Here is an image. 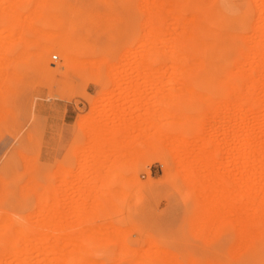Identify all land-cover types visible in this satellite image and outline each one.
<instances>
[{
  "label": "rangeland",
  "instance_id": "374dc122",
  "mask_svg": "<svg viewBox=\"0 0 264 264\" xmlns=\"http://www.w3.org/2000/svg\"><path fill=\"white\" fill-rule=\"evenodd\" d=\"M21 1L28 6L32 0ZM146 1L66 2L81 17L63 25L15 28L11 19L0 18V30L21 40L12 39L9 63L0 64V232L6 233L0 239L10 238L20 256L26 252L18 257L1 241L0 264L16 258L15 264H264V224L253 225L257 236L243 249L233 223L229 106L233 85L264 87V55L257 65L252 60L256 40L264 51V35L261 41L257 34L264 0H183L184 11L189 8L184 13L182 0L172 1H178L179 10L170 0H157L170 6L162 12L155 11L154 0L145 8ZM170 8L181 11L183 20L190 15L193 25L200 22L193 42L192 31L185 35L190 45L195 42L191 49L181 38L191 24H177L178 32L172 33ZM35 27L53 36L69 32L74 40L90 37L103 51L93 60L102 63L70 65V43L62 41L37 58ZM169 31L183 53L177 46L171 49L176 42ZM174 55L177 60L171 62ZM114 66L118 70L112 73ZM173 66L195 73L173 77ZM263 91L255 94L264 98ZM133 121L147 123L139 129ZM151 123L162 138L150 134ZM177 127L182 129L178 136ZM143 130L149 131L146 136ZM175 136L192 148L184 154ZM168 141L172 148L178 144V155ZM96 172L101 174L93 177Z\"/></svg>",
  "mask_w": 264,
  "mask_h": 264
},
{
  "label": "bare ground",
  "instance_id": "6f19581e",
  "mask_svg": "<svg viewBox=\"0 0 264 264\" xmlns=\"http://www.w3.org/2000/svg\"><path fill=\"white\" fill-rule=\"evenodd\" d=\"M6 1V2H5ZM72 1H76V2H79L80 0H32V1H30L29 2V5L27 6V5H24L23 3H22V1L20 0H3V1H1L0 2V18L2 19V17H6V19H7V23H9L10 21H12L13 22V24L15 25V28H16V24H17V26H18V24H23V25H25V23H31V24H36V25H38V26H41V27H43V26H45V25H47V24H50V23H56V24H58V25H63L64 23H67V22H70V20H76V19H79L80 17H81V14H80V11L79 10H76V9H74L73 7H72V5H70V4H67L66 2H72ZM157 1V0H156ZM155 0H154V2H152L154 5H155V11H158V10H160L161 12L164 10H166L168 7H170V6H168L167 4V8L165 7V4L164 3H161V2H156ZM173 0H170V4H174V6L173 5H171V7L173 6L174 8L173 9H176V7H177V9L180 7L179 6V3H178V1H175V3H176V5H175V3H173L172 2ZM181 1V0H180ZM184 1H186V0H184ZM188 1H191V0H188ZM151 3V1L149 0V1H146L145 3H144V6H145V8H147L148 6H149V4ZM165 2V1H164ZM167 2V3H168ZM210 2V1H209ZM208 2V3H209ZM219 2H220V0H219ZM254 2V1H253ZM182 3V4H181ZM186 3V2H185ZM257 3V2H256ZM7 5V6H6ZM180 5H182V12L184 13V12H186L187 11V9L189 10V8H185L186 9V11H184V4H183V0H182V2H180ZM246 5H247V2H246ZM256 5V4H255ZM262 5V4H261ZM260 5V6H261ZM264 5V4H263ZM186 6V5H185ZM204 6V5H203ZM164 7L166 8V9H164ZM197 7V6H196ZM264 7V6H263ZM249 8V7H248ZM172 9V10H173ZM206 9V8H205ZM171 10V8H170V14L173 12L174 13V11L175 10H173L172 11ZM179 10V9H178ZM176 11V13H179V12H181V11ZM201 10V9H200ZM250 10V9H249ZM262 11H263V9H261ZM194 11H196V10H194ZM203 11H207V10H203ZM192 12H193V10H192ZM197 12V11H196ZM199 12V11H198ZM223 11H218V17H220V18H222L223 17V13H222ZM160 12H157L155 15L158 17V14H159ZM173 13H172V15H173ZM176 13H174V15L176 14ZM262 13V12H261ZM152 14H154L153 12H152ZM162 14V13H161ZM169 14V13H168ZM194 14H196L195 12H194ZM241 14V13H240ZM263 14V13H262ZM155 15H151L152 17H155ZM174 15H173V22H172V26H173V31L172 30H170V31H172V33H174V31L176 30L177 31V28L175 29L174 27L177 25V24H179V26H180V24L182 23V25H184L185 27L187 26V25H189V23L190 22H188V18L190 19V15H188V18L186 17V19L185 20H183V17L184 16H182L180 13H179V18L178 17H176V18H178V19H176L175 17H174ZM178 15V14H177ZM180 15H181V18L182 19H180ZM231 15H233V14H231ZM150 16V15H149ZM193 17H194V15H192ZM191 16V17H192ZM195 16H197V17H195V18H193V19H195V20H198V15L196 14ZM149 18V17H148ZM191 18V21L193 20ZM8 19H11L10 21L8 20ZM201 19V18H200ZM230 19H235V16H232ZM263 19H264V16H263ZM261 20V19H260ZM194 21V20H193ZM264 21V20H263ZM2 22V21H1ZM195 22V21H194ZM3 23V22H2ZM198 23V21L197 22H195L194 23V25H193V23L191 22L190 24H191V27L190 26H188V27H186V30L184 29V26H182L183 27V29H184V33L183 32H181L182 34H183V36L184 37H181V35L179 36V37H177V39H180V37L181 38H183V41H185V43L186 44H188L189 45V49H191L190 47H192V45L193 44H195V42L194 43H191L192 45H190V41H188L187 40V38H189V37H187L186 38V36H188V35H191V40H192V42L196 39L195 37H196V35H198V34H196L195 35V33L197 32V33H199V30H201V28H200V26L199 25H197V27H196V24ZM200 23V22H199ZM198 23V24H199ZM11 24V23H10ZM31 24H29V25H31ZM170 24V23H169ZM261 25H262V23H260ZM14 25H13V27H14ZM68 25L71 27V30H73V29H75L76 27L73 25V23H68ZM201 25V24H200ZM221 25V24H220ZM257 25V24H256ZM263 25H264V22H263ZM262 25V26H263ZM192 26H193V30H187V28L188 29H191L192 28ZM195 26V27H194ZM207 26V25H206ZM262 26L261 27H259L260 29H258L259 30V33H257L259 36H258V38L260 37L261 39H262V37H263V35H264V28H262ZM19 27V26H18ZM17 27V28H18ZM24 27H26V25L24 26ZM32 27H34V26H32ZM31 27V28H32ZM199 27V29H196L195 30V28H198ZM228 27V26H227ZM2 28V27H1ZM11 28V27H10ZM9 28V29H10ZM14 28V29H15ZM20 28V27H19ZM68 28V27H67ZM205 28H207V27H205ZM258 28V27H257ZM12 29V28H11ZM28 29V28H27ZM35 29V31H36V33H35V31H34V33H35V35L37 36V43H38V47H37V53H36V57L37 58H41L42 56H43V54L44 53H46V52H54L55 51V49H56V47H57V45H58V43L60 42V41H62V42H64V43H70V46H69V49H68V53H67V55H66V60L68 61V63L70 64V65H91L92 67H95L96 65V63L97 64H101L102 63V61L100 62V61H98V62H94V57L96 56V55H100L103 51H102V49L100 48V47H98V46H96V45H94V44H92L91 43V41H90V37H85V38H82V39H80V40H74L73 38H72V36L70 35V33L69 32H65V33H63V34H61V35H59V36H53V35H50V34H48L46 31H44L43 32V30H39V29H41V28H37V30H39V31H37L36 30V27L34 28ZM33 29V30H34ZM172 29V28H171ZM182 29V30H183ZM262 29V30H261ZM33 30H32V32H33ZM196 32H195V31ZM13 31V30H12ZM169 31V33H170V35H173L174 36V34H172L171 32ZM181 31V30H180ZM187 31V32H186ZM188 31H192V34L191 33H188ZM195 33H194V32ZM2 32V33H1ZM7 32V30L5 31V29H4V31L2 30H0V55H2V59H0V64L3 62V63H6V65L9 63V61L7 60V56H8V54H10L9 52H10V44H11V46L15 43V42H13L14 40L17 42V40H19V41H21L20 39H18V38H13V37H11V35H10V33H6ZM46 32V33H45ZM178 32V31H177ZM186 32V33H185ZM202 32V31H201ZM204 32V31H203ZM20 33V32H19ZM59 33V32H58ZM188 33V35H186ZM254 33V32H253ZM53 34V33H52ZM175 34H176V32H175ZM194 34V35H193ZM201 34V33H200ZM205 34V33H204ZM203 34V35H204ZM210 34V33H209ZM22 35V34H21ZM186 35V36H185ZM193 35V36H192ZM212 35H213V33H212ZM173 36L171 37H169V38H172L170 41L172 42V40H173V42L175 41H177V40H175L176 39V36H174V38H173ZM208 36V35H207ZM194 39H193V38ZM210 37H212L211 35H210ZM184 38H186V39H184ZM189 38V39H190ZM205 38H207V37H205ZM254 38V37H253ZM259 38V39H260ZM12 39H14V40H12ZM34 39H36V38H34ZM31 40V39H30ZM29 40V41H30ZM34 41V40H33ZM170 41H168V42H170ZM179 42L177 43L176 42V44H174L173 46H172V44H171V49H174V48H176V46H177V44H179L180 43V40H178ZM182 41V40H181ZM182 41V42H183ZM255 41V40H254ZM257 41V44H256V48H255V46H254V44H253V46H254V48H253V46H251L253 49L252 50H254V52L255 53H253L255 56H257V57H254L253 56V54L252 55H250V56H253L252 57V60L254 61V60H256L257 62H256V65L258 64V62H259V59H260V57H261V59H262V55H264V51H263V47L261 46V44H262V42L261 41H263V39L260 41L261 42V44H258V42H259V40H256ZM36 42V40L34 41V43ZM170 42V43H171ZM248 42V41H247ZM13 43V44H12ZM255 43V42H254ZM36 44V43H35ZM169 44V43H168ZM185 44V45H186ZM183 45H184V43H183ZM182 45V46H183ZM187 45V46H188ZM263 45V44H262ZM175 46V47H174ZM180 46H181V44H180ZM194 46V45H193ZM200 46V45H199ZM198 46V47H199ZM204 44H203V46L201 47L202 48V52L204 51ZM208 46V45H207ZM178 47V46H177ZM186 47V46H185ZM206 47V46H205ZM210 47V46H209ZM179 48V47H178ZM181 48V49H180ZM179 48V50H181V52L183 53V51H182V49L184 48V46H183V48L182 47H180ZM188 48V47H187ZM207 48V47H206ZM186 49V48H185ZM176 50V49H175ZM175 50H173V51H175ZM178 50V49H177ZM195 50H196V48H195ZM221 50V49H220ZM250 50V49H249ZM168 51H170V50H168ZM167 51V52H168ZM185 51V50H184ZM206 51V50H205ZM251 51V50H250ZM176 52V51H175ZM197 52V51H196ZM262 52V53H261ZM174 54V52H172V50H171V53L170 54ZM179 53V52H178ZM250 53V52H249ZM60 54V53H59ZM251 54V53H250ZM156 55V54H155ZM180 55V54H179ZM182 55H184V54H182ZM211 55H213V57H215L216 55H214L213 53L211 54ZM170 56V55H169ZM243 56V55H242ZM249 56V57H250ZM260 56V57H259ZM24 57V56H23ZM63 57V56H62ZM172 57V56H171ZM177 57V56H176ZM176 57H175V55L172 57L173 58V60L170 58V60H172L171 62H173L174 60L176 61L177 59H176ZM249 57H247V58H249ZM1 58V57H0ZM20 58V57H19ZM55 59H57V57H54ZM85 58H88L89 60H85ZM14 58H12V60H13ZM179 60H180V62L179 61H177L176 63H178L179 62V64L181 63V57H179L178 58ZM15 60V59H14ZM13 60V61H14ZM16 61V60H15ZM123 61V60H122ZM186 61V60H185ZM261 61V60H260ZM20 62V61H19ZM24 62V61H23ZM156 62V61H155ZM248 62H251V60H249L248 59ZM255 62V61H254ZM244 63V62H243ZM260 63V62H259ZM262 63V62H261ZM120 64H122V63H120ZM198 64H200V63H198ZM5 65V66H6ZM183 65V64H182ZM196 65V64H195ZM194 65V66H195ZM201 65V64H200ZM247 65V64H246ZM251 64H249V66H250ZM261 64H259V66H260ZM171 66H172V64H171ZM175 66V65H174ZM172 67L171 68V75L173 76V77H175V75L176 76H185V75H193L194 73H195V71L191 68V69H187L186 67H184V66H176V68L175 67ZM6 67H8V66H6ZM85 67V66H84ZM98 67V66H97ZM100 67V66H99ZM110 67V66H109ZM258 67V66H257ZM256 67V68H257ZM200 69V66H198L197 67V69ZM123 69H124V67H123ZM237 69V68H236ZM247 69H249V68H247ZM255 69V68H254ZM259 69V68H258ZM257 69V70H258ZM261 69V68H260ZM109 70V69H108ZM117 70H118V66L116 67V66H114L113 68H111L110 69V72H117ZM238 71V70H237ZM243 71V70H242ZM241 71V72H242ZM247 71V70H246ZM260 71V70H259ZM156 73H157V71H155ZM239 73H240V71H238ZM238 72H236V73H238ZM257 72V71H256ZM231 73H232V71H231ZM239 73H238V75H239ZM243 73H245V72H243ZM231 75H233V74H231ZM115 76V75H114ZM187 76H185V77H187ZM234 76V75H233ZM245 76V75H244ZM252 77V76H251ZM189 78V77H188ZM188 78H186V79H188ZM248 78V77H247ZM113 81H117V80H119V78H116V77H113ZM178 79V78H177ZM175 80V81H173V83H175L176 84V81H179V80ZM182 79H184V78H182ZM256 79V78H255ZM258 80H259V77L257 78ZM189 80V79H188ZM252 80V79H251ZM183 81V80H182ZM190 81V80H189ZM226 81V80H225ZM260 81V80H259ZM181 82V81H180ZM199 82V81H198ZM212 82V81H211ZM223 82V81H222ZM255 82V81H254ZM254 82H253V84H254ZM115 83V82H114ZM228 83V82H227ZM256 83V82H255ZM244 84H246V83H244ZM189 85V84H188ZM232 84H230V85H228V86H231ZM251 85V84H250ZM262 85H264V84H262ZM201 86V85H200ZM243 86V85H242ZM246 85H244V89L243 88H240L239 86H237V85H233L231 88H232V100L230 101V104L231 105H229V106H232L233 107V109H232V112H231V115H230V118H232V130H233V140H232V144L235 146V149H234V154H233V164H234V166H235V171H234V176H233V199H234V221H233V223H234V225L238 228V231H239V234H240V236H241V241H239V242H241L240 244H241V246H242V248L244 249V246H247V245H249L250 243H251V241H253V239L257 236L256 234V230L254 231V229H253V225L255 224V223H261V224H264V187L262 188V186L261 187H259L260 186V182H263L264 181V98H259L258 97V95H256L255 93H256V90L257 91H260L261 89H264V87H260L259 86V84H255V85H253V87H245ZM214 87V86H213ZM258 89H260V90H258ZM193 89H191L189 92H191ZM193 92V91H192ZM191 92V93H192ZM263 95H264V91H263ZM259 96H261V95H259ZM173 98H174V96H173ZM172 98V105H173V101H175L174 99ZM201 98H202V96H201ZM200 98V99H201ZM204 98V97H203ZM202 98V99H203ZM201 99V100H202ZM203 101H205V98H204V100ZM176 103V102H175ZM175 105V104H174ZM164 111V110H163ZM162 112V111H161ZM159 114H161L160 112H159ZM165 114V113H164ZM169 114V113H168ZM168 116V115H167ZM169 117V116H168ZM171 117H174V116H171ZM242 117V118H241ZM250 117H252V119H250ZM175 118V117H174ZM191 118V117H190ZM138 119H141V118H138ZM138 119H137V121H138ZM243 119V120H242ZM141 120H144V119H141ZM130 121V120H129ZM136 121V120H135ZM135 121H133L134 123H135ZM137 121H136V123H137ZM147 121V120H146ZM178 121V120H177ZM131 122V121H130ZM142 122V121H141ZM139 123V125L138 124H136L135 126H138V128L140 129L142 126H143V124L144 123H147V122H142V123ZM174 122H176V121H174ZM178 122H180V121H178ZM177 124H179V123H177ZM182 124V123H181ZM181 124H179V126L181 125ZM152 125V123L151 124H149L148 125V127L147 128H149V126H150V128H152V129H150V130H152L151 132H150V134L151 133H153L154 134V138L156 137L155 135H158V133H159V135L156 137V139L159 137V139L160 138H162L161 136H163V134L160 136V132L158 131L159 129V127L157 128V129H155L158 125H156L155 127H152L151 126ZM154 125H155V122H154ZM135 126H134V128H135ZM174 126V125H173ZM171 127V126H170ZM182 127V126H181ZM133 128V129H134ZM146 128V129H147ZM178 128V127H177ZM138 129V130H139ZM146 129H144V130H146ZM153 129H154V131H153ZM175 129V128H174ZM138 130H134V131H137L138 132ZM142 131V134H144V133H146V132H149V131ZM148 130V129H147ZM155 130H157V133H154V132H156ZM178 130L179 131H177L178 132V134H177V136L179 135V134H181L180 133V130H182V129H179L178 128ZM149 133H148V136L150 135ZM167 134V133H166ZM182 134H183V132H182ZM135 135H137V134H135ZM145 136H146V134H144ZM152 135V134H151ZM150 135V136H151ZM138 136V135H137ZM143 135H141L140 134V138L142 137ZM182 137H184L183 135H181ZM151 137H153V136H151ZM150 137V138H151ZM180 137V136H179ZM146 138V137H145ZM148 138V137H147ZM146 138V139H147ZM176 138V139H175ZM181 138V137H180ZM179 138V139H180ZM143 139V138H142ZM149 139V138H148ZM171 139V138H170ZM174 139L177 141V139H178V137H174ZM178 139V144H179V146L181 147L180 149L179 148H176V149H174V147H175V144L177 143L175 140H174V142H176V143H174V146H173V148H172V144H169V141L167 142L169 145H170V148H171V151L173 152V156H174V154H177V153H180L179 152V150H181V151H184L183 153L185 154V153H187L188 151H189V149H191L192 147H191V144H189V141L188 140H186L185 138H182V139H180L179 140ZM144 140V139H143ZM158 140V139H157ZM191 140V139H190ZM145 141V140H144ZM149 141V140H148ZM151 141V140H150ZM171 142H173V138L170 140ZM143 142V141H142ZM149 143V142H148ZM160 143H162V141L160 142ZM143 145H145L144 143H142ZM178 144H176V145H178ZM149 145V144H148ZM154 146H155V144H154ZM179 146H176V147H179ZM188 146H190L189 147V149H188ZM149 147V146H148ZM156 147V146H155ZM154 148V147H153ZM152 148V149H153ZM170 148H169V150H170ZM156 149V148H155ZM174 149V150H173ZM177 149H179L178 151H177V153H174V151H176ZM188 149V151H186ZM143 151H145V148H144V150ZM149 151V150H148ZM186 151V152H185ZM182 152H181V154L180 155H182L183 154ZM178 155V154H177ZM177 155H175V156H177ZM141 156H143V154L141 155ZM179 157H181V156H179ZM178 157V158H179ZM142 158V157H141ZM177 158V157H176ZM177 158V159H178ZM144 159V158H143ZM137 160V159H136ZM136 160H135V162H136ZM183 161V159L182 158H179V160L178 161ZM180 163H182L183 164V162H180ZM179 164V163H178ZM182 164H180V165H182ZM240 165H241V168H240ZM180 169V168H179ZM181 169H184V167L182 166L181 167ZM98 171V170H97ZM101 171H102V169H101ZM241 171V172H240ZM91 173V172H90ZM102 173H103V171H102ZM93 174V173H92ZM91 174V175H92ZM97 174H99V172H96V174L95 175H93V177H95V176H98ZM101 174V173H100ZM99 174V175H100ZM240 174H241V176H240ZM90 175V174H89ZM104 176V175H103ZM240 176V178L242 179V183L240 182V181H238V177ZM102 177V176H101ZM260 180H263V181H260ZM93 182V181H92ZM242 185H241V184ZM257 183H259V184H257ZM241 185V186H240ZM257 185H259L258 187H257ZM261 185H263L264 186V184L262 183ZM262 188V189H261ZM93 203H95V201H93ZM58 204V203H57ZM46 228H48V227H46ZM51 228H53V227H51ZM59 228V227H58ZM57 228V229H58ZM40 230V229H39ZM39 230H38V232H39ZM44 231V230H43ZM46 231V230H45ZM52 231V230H51ZM58 231H60V230H58ZM258 232V231H257ZM50 233V232H49ZM3 234H5L4 236H6V233L5 232H3V233H1L0 232V238L2 237H4V236H2ZM238 234V233H237ZM259 234V233H258ZM261 234V233H260ZM45 235V234H44ZM47 237H49V236H47ZM260 237V236H259ZM258 237V238H259ZM45 238V237H44ZM14 239V238H13ZM48 239V241H49V238H47ZM10 240V238L9 239H7V241L6 242H4L5 240H1L0 239V243L2 244V242H3V245H5V246H9L8 248V250H10V246H12L11 247V249L13 248V251L15 250V255H17L16 254V252L18 251V250H20V249H17V247L15 248V246H13V242H8ZM42 240H46V239H41V241ZM255 240V239H254ZM2 241V242H1ZM10 241H12V240H10ZM58 241H59V239H56V244L58 243ZM15 242V241H14ZM43 242V241H42ZM17 243V242H16ZM51 244V243H50ZM4 246V247H5ZM3 247V246H2ZM23 248H25L24 247V245H23V247H21V249H23ZM4 249V248H3ZM237 249V248H236ZM241 249V248H240ZM248 249V248H247ZM238 250V249H237ZM5 251H6V249H5ZM22 251V250H21ZM23 251H26L25 249L23 250ZM23 251H22V253H23ZM12 252V251H11ZM10 252V253H11ZM237 252V251H236ZM18 253V257L20 256V254L19 253H21V252H17ZM26 252H24V254H25ZM7 254H9V252L7 253ZM24 254L22 255V256H20V257H24ZM13 256V255H12ZM16 257V256H15ZM16 260H17V258L15 259V261H12V263L11 264H15V262H16ZM25 260H27V259H25ZM18 261H19V259H18ZM20 261H22V260H20ZM19 261V262H20ZM24 262H25V264L27 263V261H23V262H21L20 264H24ZM18 263V262H17ZM19 264V263H18Z\"/></svg>",
  "mask_w": 264,
  "mask_h": 264
}]
</instances>
